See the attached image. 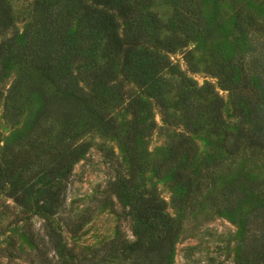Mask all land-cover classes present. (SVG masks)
<instances>
[{
    "label": "trees",
    "instance_id": "1",
    "mask_svg": "<svg viewBox=\"0 0 264 264\" xmlns=\"http://www.w3.org/2000/svg\"><path fill=\"white\" fill-rule=\"evenodd\" d=\"M150 1L0 0V34L10 30L0 39V80L14 71L4 118L13 125L25 111L0 140V187L24 208L53 214L73 163L93 144L89 135L111 137L121 160L97 146L116 166L109 189L131 217L133 239L116 236L79 264L117 255L119 264H171L183 218L202 209L236 223L237 264H264V37L254 36L264 27L237 5L225 17L221 0L205 9L207 0H169L163 23L145 9ZM189 39L212 46L205 71L226 89L232 123L214 84L199 85L169 58L179 51L196 70ZM153 106L171 128L151 158L144 140L156 128ZM197 133L211 144L207 153ZM146 169L173 190V214L146 184Z\"/></svg>",
    "mask_w": 264,
    "mask_h": 264
},
{
    "label": "rangeland",
    "instance_id": "2",
    "mask_svg": "<svg viewBox=\"0 0 264 264\" xmlns=\"http://www.w3.org/2000/svg\"><path fill=\"white\" fill-rule=\"evenodd\" d=\"M218 3L219 11L225 17L229 18L231 7L237 5L243 14L251 13L256 22L264 27V0H221ZM207 4L208 0L203 9ZM145 9L154 12L163 23H166L173 13L169 0H151ZM15 23L20 30L22 22ZM5 34H0V39ZM254 36L262 38L264 31H257ZM187 46L192 48L190 60L195 62L196 70L188 69L189 65L179 51L169 53V58L178 63L184 73L195 79L199 85L205 80L214 84V89L224 99L225 120L232 123L235 117L226 89L219 87L216 78L205 71L212 46L201 45L195 39H189ZM13 72L8 73L5 80H0V140L18 128L25 117L24 111L13 125L4 118L3 95L13 78ZM152 117L156 128L144 140L146 152L151 158L164 146L166 133L171 128L162 121L160 112L154 106ZM191 137L199 153L210 151L211 144L203 134H191ZM89 138L93 144L73 163L70 174L63 181L64 200L55 213L47 214L33 205L24 208L7 194L5 187H0V264H65L69 258L79 264L83 254L89 256L93 248L116 236L127 241L133 239L131 217L109 189L116 166L107 164L97 143L111 149L119 160L122 151L111 137L91 133ZM125 167L120 166L123 170ZM143 176L146 184H154L166 204L167 211L173 214L170 203L173 190L167 182L155 176L150 169L144 170ZM239 236L236 223L225 214L208 209L197 210L182 220L171 264H237ZM120 261L121 257L117 255L90 264H119ZM88 262L85 261V264Z\"/></svg>",
    "mask_w": 264,
    "mask_h": 264
}]
</instances>
